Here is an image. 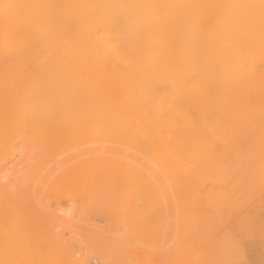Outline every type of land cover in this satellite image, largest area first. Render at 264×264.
<instances>
[{
    "label": "bare ground",
    "instance_id": "6f19581e",
    "mask_svg": "<svg viewBox=\"0 0 264 264\" xmlns=\"http://www.w3.org/2000/svg\"><path fill=\"white\" fill-rule=\"evenodd\" d=\"M262 162L264 0H0V264H161L179 175L223 207Z\"/></svg>",
    "mask_w": 264,
    "mask_h": 264
},
{
    "label": "rangeland",
    "instance_id": "374dc122",
    "mask_svg": "<svg viewBox=\"0 0 264 264\" xmlns=\"http://www.w3.org/2000/svg\"><path fill=\"white\" fill-rule=\"evenodd\" d=\"M37 158H38V155L36 157V160L38 162ZM44 158L46 159L47 157H43V159ZM51 158L52 157H50L49 159L51 160ZM43 159L40 160V157H39L40 161L45 160ZM227 160H229V158L227 157L222 158L223 162ZM38 164L39 162L37 164H34V166H32L34 167L33 169L31 167L32 170L29 169L30 172L28 171L25 174L24 173L23 174L24 175L26 174L28 175V173L31 174L32 173L31 171L33 170L34 171L37 170V173L39 174L41 170H39L40 167L37 166ZM35 165L37 166L38 169L37 168L35 169ZM239 167L240 166L237 165L236 172L238 173L240 171ZM34 171L31 175L36 177V175L38 174L36 173V171L34 174ZM48 171H45L44 175L42 174L43 173L42 172L40 177L47 176L46 173ZM178 173H181V171H178ZM256 173L257 175L255 179H253L249 183V185H246V186L243 185V188H242L243 191L248 190L249 188L250 190L246 194H244L242 197H240L235 202V204L229 203L222 207L218 205L217 203H214V202L211 203V202L206 201L205 199L207 198L206 194L208 192L210 191L216 192L218 190L217 188H215L214 185H212L211 180L205 179L201 182L198 179H196L195 181H193L187 175H184L182 173L179 175L180 177L178 178L175 172L172 171L170 174L174 175L176 178L183 181L182 183L187 186V190L193 193L196 198L200 199L201 205L203 204L204 206L208 207L210 212L205 208L208 213L207 214L203 213L204 211L202 209L201 212L199 211L201 218L198 216L199 217L198 219L200 220H197L194 217V212H192V207L189 208L190 206L188 202L185 201L187 200V199H184L185 197L183 198L181 196L185 202H183V200L181 199L182 203L180 202V204H178L180 206L178 207V205L174 204L175 201H173L174 200L173 196H171L172 193L167 192V190H165V192L169 193L170 195L169 194L168 195L172 197L169 199L171 203L174 205L169 204L170 201L169 200L166 201V198L162 199L160 217L162 218L161 221L163 220L164 221L161 223V228L167 229V231L165 230V232H163L162 230L161 234H162V237L164 236V241L162 240L161 241H162V244L164 245V249L168 247L165 250L166 252L169 251L167 254L169 257L165 256L166 252L164 249L163 251L160 250L161 251L160 253H162L165 256L164 258L167 257V260L163 259L165 263L162 261L161 264H171V261H172V264H177V263L178 264H264V162H262V164L260 165ZM20 174L22 175V177L24 176L22 172L16 176L17 179L15 182L16 187H14L15 190H13L14 192L16 190L23 192L22 188L25 187L24 189L28 190L29 188L28 186H31L29 183H27L28 184L27 185L25 182H22L23 179L21 178ZM195 174H196V177L200 176V170L198 167L195 168ZM79 182H80L78 184L79 188L77 187L78 189H76V192L79 193L78 194L79 198L82 199L83 197L84 200L88 201L87 203H90V201L88 200V195H87L88 193H90L89 187L88 188L86 187L85 189L84 187H82L81 181ZM17 183H19V185ZM22 183H25V185L27 186H24V184ZM17 185L20 188L17 189ZM21 185L23 187H21ZM181 190H182L181 195L183 196L189 193L185 189L184 191L183 189ZM28 191L30 192L31 190L29 189ZM28 191L27 192L25 191V192L29 193ZM85 194L87 196L86 198H84ZM188 195H185V196L188 197ZM164 199L166 202H168V204H165L166 202L165 203L163 202ZM94 207L93 205L90 206L89 208L91 209L88 208L89 209L88 211L89 212L92 211L94 213V210L96 209L97 206L95 208ZM187 208L189 210H187ZM200 208H202V206ZM220 212H223V213L220 215L219 214ZM197 213L195 214L197 215ZM204 214L206 215L209 214L208 217L205 216V218L207 219L202 218L203 217L202 215ZM167 216H169L170 218ZM175 216L176 218H174ZM165 221L166 222L169 221V223L171 222L170 223L171 228L169 227V225H167L168 228L167 226L165 227L164 224H168V222L166 223ZM35 224L38 225V223L36 222ZM38 227L40 229L39 225ZM38 227L36 226L37 229ZM170 229H172V233ZM43 230L41 229L38 231L44 236L45 232L48 229L46 231L44 230L45 232ZM168 230H169V234H168ZM47 233H49V231L46 232V235ZM165 233H166V236H168L167 241L165 240ZM169 237H170V241H169ZM167 242L168 244H166ZM169 243L171 244L169 245ZM88 253L90 256V251H88ZM137 263H139V261L134 262V264H137Z\"/></svg>",
    "mask_w": 264,
    "mask_h": 264
},
{
    "label": "built area",
    "instance_id": "2783aa9c",
    "mask_svg": "<svg viewBox=\"0 0 264 264\" xmlns=\"http://www.w3.org/2000/svg\"><path fill=\"white\" fill-rule=\"evenodd\" d=\"M90 264H101L100 261L97 258H92L90 260Z\"/></svg>",
    "mask_w": 264,
    "mask_h": 264
}]
</instances>
